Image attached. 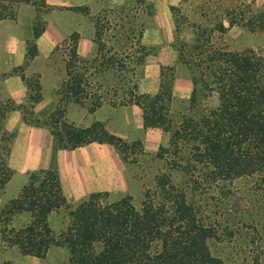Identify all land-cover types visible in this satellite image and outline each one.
Returning <instances> with one entry per match:
<instances>
[{"label":"trees","instance_id":"1","mask_svg":"<svg viewBox=\"0 0 264 264\" xmlns=\"http://www.w3.org/2000/svg\"><path fill=\"white\" fill-rule=\"evenodd\" d=\"M132 3L131 9H120L121 17L112 21V10L97 15L92 58L78 56L76 33L61 46L66 78L55 92L59 100L49 119L40 121L34 115L33 108L42 98L36 81L28 84V108L0 103V131L6 114L20 110L26 124L50 132L59 150L108 144L127 163L130 148L143 155L141 141L126 143L100 123L83 129L59 120L70 104L88 106L89 112L103 104L136 105L145 129L168 135L167 146L155 155L166 171L144 189L139 203L130 195L94 193L72 204L62 194L52 161L49 168L31 172L19 195L2 205L0 246L37 259L60 249L67 255L62 264H224L212 255L209 241H231L244 227L252 231L246 239L248 264H264V233L245 223L240 228L222 227L196 201L212 189L218 190V199L227 198L228 186L238 179L249 180L253 191L264 196V55L251 50L232 52L224 42L226 30L233 26L264 35V6L255 9L247 0H179L169 8L175 31L184 27L191 32L189 42L174 47L178 66L187 69L192 83L189 99L178 102L172 97L174 68L162 70L156 94L137 92L135 70L149 49L141 43V25L125 28L123 21L152 13L145 0ZM21 6L35 12L26 52L30 60L37 54L34 41L45 30L41 17L51 8L45 0H0V23L14 20ZM213 94L217 105H205ZM13 137L1 135L5 157ZM171 172L186 177L182 187L172 182ZM11 175L0 159V189ZM22 215L28 221L17 227L14 219ZM60 215L61 222L52 225L50 217Z\"/></svg>","mask_w":264,"mask_h":264},{"label":"crops","instance_id":"2","mask_svg":"<svg viewBox=\"0 0 264 264\" xmlns=\"http://www.w3.org/2000/svg\"><path fill=\"white\" fill-rule=\"evenodd\" d=\"M51 8L44 16L45 30L35 40L37 54L30 59L26 71L12 72L22 66L26 58L27 39L22 37L20 26L27 13L26 23L32 27L35 12L31 7L21 6L15 20L0 23V103L10 102L15 106H25L29 93L28 78L38 77L41 100L33 108L36 119L51 105L57 106L55 95L60 83L66 78L63 55L56 52L68 37L76 33L77 54L89 59L95 54L91 19L95 18L106 5L117 6L126 0H45ZM87 13H83V9ZM41 17V18H42ZM152 33V31H150ZM32 34V31H31ZM162 35L157 38L143 34L141 43L145 47L161 45ZM32 38V35H31ZM57 59V66L52 61ZM174 68L175 80L172 97L175 101L187 100L192 93L189 77L178 70L177 53L169 44L161 46L156 55L149 54L138 68L137 92L154 95L158 92L161 72ZM179 72V73H178ZM64 120L79 128H89L100 123L105 130L126 143L141 141L142 150L155 154L160 147L167 146L168 135L158 129H145L141 109L136 105L111 106L103 104L93 112L88 106L70 104L66 108ZM41 121V120H40ZM13 134L6 167L12 175L0 189V208L8 199L16 198L31 172L47 169L52 161L57 169L62 194L68 203H78L90 194L130 195L129 171L120 154L108 144L91 143L73 150H59L50 132L43 127L26 124L20 110L6 114L1 122L2 133ZM131 196V195H130ZM26 258V257H24Z\"/></svg>","mask_w":264,"mask_h":264},{"label":"rangeland","instance_id":"3","mask_svg":"<svg viewBox=\"0 0 264 264\" xmlns=\"http://www.w3.org/2000/svg\"><path fill=\"white\" fill-rule=\"evenodd\" d=\"M132 1L135 0H126L124 3H121L117 6H108L106 5L103 9L99 11H113V15L109 17L112 21V17H121L120 9L128 7L131 9L134 5ZM179 0H145L146 4L151 6V15L147 16L144 13L138 19L129 18L124 20V27L135 29L136 26L141 25L143 29V34L148 32L152 37L157 38L160 33L162 37L161 45L157 46H148L149 54L156 55L161 46L168 45L173 49L175 46H178L179 42H189L191 39V32L189 28L182 27L178 32L175 31L174 23L172 21L169 8L176 6ZM253 4L255 9H259L264 6V0H247ZM84 10V9H83ZM98 13V14H99ZM97 14V15H98ZM96 15V17H97ZM28 14L23 13L22 17L25 22L20 26L22 37L27 39V44L32 41L31 38V26L29 23H26V18ZM95 17V18H96ZM16 18V17H15ZM95 18L91 19V30L92 37H94L95 30ZM44 20V17L41 18ZM15 20V19H14ZM152 31V33H150ZM5 31L0 36L3 37ZM122 42V39H119ZM224 42L226 43L228 49L232 52H244V51H254L258 55H264V35L256 32L251 33L247 29L233 26L226 30L224 35ZM1 43V41H0ZM111 43V42H109ZM28 47V46H27ZM62 48L58 49L56 54L63 55ZM65 58V55H63ZM57 59L52 61L53 66L56 68ZM29 60L25 58L22 66L14 69L12 72H24L26 71V66L28 65ZM143 65V64H142ZM141 65V66H142ZM140 67V66H139ZM135 70L134 79L136 83L138 81V68ZM178 70L180 73L187 75L189 73L187 69L183 66H180ZM178 72V73H179ZM166 77L169 73L164 72ZM38 81V77L32 76L28 78V84L33 85ZM182 101V100H179ZM178 101V102H179ZM205 105L214 107L217 105V96L213 94L207 101L204 102ZM28 103L25 107L28 108ZM55 105H51L46 108L42 113L43 119H49L52 115V112L55 110ZM60 123L64 122V119L59 120ZM8 146L9 143L4 144ZM1 146V144H0ZM4 151L0 147V159L4 163L6 157ZM155 154H147L143 152V155L138 154V152L132 147L128 150V162L125 163L126 168L129 171V182H130V195L136 203L142 198L144 189L151 188L153 186V181L155 176L158 173L166 171L165 163L161 160H158L155 157ZM2 172V171H1ZM171 180L177 186H183L186 177L181 173L171 172ZM228 190L231 191V194L227 198L218 199V190L212 189L201 196L196 197V201L203 206L207 215L211 216L212 221H217L222 227L230 226L233 228L242 227V223L249 225L250 227L256 226L260 234L264 233V196L260 193L253 191L251 182L247 179H238L234 181ZM118 196V195H114ZM217 199V200H216ZM1 209V208H0ZM62 220V215L50 217L52 225L60 223ZM28 216L22 215L15 217L14 224L19 227V225L27 223ZM252 231L247 228L242 227L240 234L236 235L233 240H221L209 241V248L213 256L220 258L224 264H248L249 263V242L248 237L251 235ZM247 239V240H246ZM67 258L66 253L60 249H53L44 259H37L34 257H21L16 250L5 249L0 246V264L3 262H10L12 264H62Z\"/></svg>","mask_w":264,"mask_h":264}]
</instances>
